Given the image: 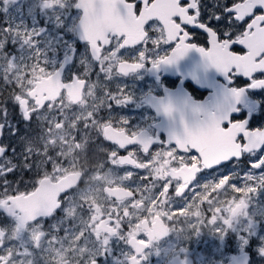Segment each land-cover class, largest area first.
Listing matches in <instances>:
<instances>
[{
	"label": "flooded vegetation",
	"instance_id": "flooded-vegetation-1",
	"mask_svg": "<svg viewBox=\"0 0 264 264\" xmlns=\"http://www.w3.org/2000/svg\"><path fill=\"white\" fill-rule=\"evenodd\" d=\"M231 3L233 0H201L200 19L209 22L220 38L225 32L238 34L249 47L248 62L255 66V58L264 52V29L240 33L246 26L244 22L229 19L221 7ZM118 4L119 0H101L88 10L79 0H18L16 6H22L29 26L30 8L37 25L53 34L54 21H43L49 17L61 21L69 45L64 50L66 58L60 61L63 68L50 66L37 55L38 50L29 48H25V58L20 59L24 45L20 43L23 37L19 30L0 29V108L7 109L10 125L0 130V146L8 148L6 156L17 164L13 172L0 177V192L5 179L11 185L6 194L0 193V208L4 209L0 211V254L5 246L15 243L19 248L25 247L23 237L30 235L34 241L29 247L34 251L45 247L47 253L33 264H96L100 256L98 264H154L155 260L159 264L166 248L187 246L188 242L198 243V260H206V264H264L258 237L253 235L240 242L239 238L246 234L239 232L238 222L247 207L244 201L234 202V192L245 181L246 171L257 170L251 169L250 161L264 152L257 153V157L245 155L239 161L224 162L197 176L196 165L206 166L212 157L205 156L204 161L191 164L189 158L181 161L177 157L176 168L166 157L167 152L175 151L169 146H175L173 135L183 139L186 127L195 130L225 114L238 121L246 120L252 129H264V88H251L244 76L229 77L212 66L197 51V47H210L207 33L191 26L186 28L188 42L195 46L172 64L161 62L153 68L151 59L159 60L169 54L172 46L161 45L155 54L149 43L126 47L118 53L119 57L105 53L108 59L99 69L97 57L90 56L80 39L86 26L80 27V34L76 28L82 17H88V21L92 19L87 25L94 33L106 32L105 12L115 10ZM213 14L221 19L208 21ZM3 26L4 18L0 16V27ZM150 35L155 38L158 34ZM227 43L215 44L214 50L226 52ZM145 47L149 52L143 67L129 66L127 74L117 70L122 60L137 62ZM240 49L239 45L233 46L234 51ZM81 59L83 63L79 62ZM260 63L264 64V57ZM39 70L38 78L32 76ZM61 71L65 81L74 74L79 78L70 84L62 83L58 74ZM254 78L264 79V73H257ZM45 81L48 90L44 92L42 87L35 91ZM233 88L243 90L239 102L231 95ZM121 92L131 99L115 105L116 100L122 99ZM17 96L29 101L31 120L22 118L14 102ZM167 103L173 107L171 116L161 108ZM3 121L4 116L0 115V122ZM110 140L126 147L119 149ZM145 140L151 141L150 145L142 143ZM145 147H150L148 154L143 153ZM114 150L119 155L133 152L143 169L127 165L129 157L117 156ZM148 160L150 163L144 164ZM174 172L189 179L195 176V180L187 189L184 183L176 189L173 181L166 192L165 182ZM225 175L234 178L221 183L220 178ZM230 201L234 204H228ZM119 207H123L122 214L118 213ZM34 215L41 217L30 221ZM182 226L187 236L182 237ZM200 230L206 235H197ZM65 233H72L69 243L63 240ZM50 247L59 251L53 261H49ZM207 247L202 254L201 248ZM155 248L157 254H151ZM182 256L174 254L162 264H197L196 253L195 257Z\"/></svg>",
	"mask_w": 264,
	"mask_h": 264
},
{
	"label": "snow or ice",
	"instance_id": "snow-or-ice-1",
	"mask_svg": "<svg viewBox=\"0 0 264 264\" xmlns=\"http://www.w3.org/2000/svg\"><path fill=\"white\" fill-rule=\"evenodd\" d=\"M18 0H0V16L4 18V26L0 29L7 30L10 27L19 30V34L23 39L20 41L24 47L20 48V59L25 58V48L32 50H39L43 45V50L40 52L44 62H47L50 66L63 68L60 63L62 59H65L64 50L68 49L69 45L64 39V31L61 30V21L56 20L54 17H49L43 23L49 24L52 22V28L55 29L54 34L41 28L35 22V15L30 8L27 12V16L31 17V25L29 26L25 12L21 7H17ZM223 11L229 19L235 22H244L246 25L240 33H252L258 28L264 29V0H233L230 5L224 6ZM77 12H82L81 9H76ZM260 14H257V13ZM17 15L19 19H17ZM201 0H119L118 6L115 10L107 9L105 12V25L107 27L106 32H93V29L86 25V33L80 39L86 45L90 56H96L95 62L98 63L99 69L103 63H105L108 57L104 56L105 53H110L114 57H119L118 53L126 47L135 45H149L152 46V52L158 53L161 45H171V52L166 54L159 60L151 59L153 68H156L160 63L172 64L189 50L194 47L189 41V32L187 27H195L203 30L207 33L208 43L210 47H197L204 57L208 59L212 66H215L218 71L232 77L233 75H242L247 78L250 83L248 86L251 88L259 89L264 88V79L254 78L257 73H264V64H261V57H264V52L260 53L255 58V66L248 62L247 54L249 47L242 38H238V34L225 32L224 38H220L216 30L210 26L209 22L201 21ZM62 19V18H61ZM221 19L220 15L213 14L208 18V21ZM150 32L157 33L155 38L150 35ZM161 32L163 34L161 35ZM32 41V43H29ZM91 41V43H89ZM223 41H228L226 52H217L214 50L215 44H220ZM234 45L241 46L240 50H233ZM149 52V48L145 47L139 52L137 62L124 63L121 61V65L117 66V70L123 74H127V69L140 68L148 60L146 53ZM28 56H31V51L28 52ZM100 57H104L100 59ZM76 59V57H73ZM84 59L79 62L83 63ZM51 70V68H50ZM111 71V66H109ZM61 75L62 83H71L73 79H78L79 75H73L70 81L63 79V71L58 73ZM122 99L116 100L115 105H123L128 102L131 97L129 95H123L120 93ZM232 97L239 102L240 97L243 95V90L239 88H233L231 91ZM15 104L18 106L19 111L22 114V118L25 121L32 119L31 106L26 98L15 97ZM35 103V98L31 101ZM111 104V103H110ZM162 111L165 115L171 116L173 107L171 103L162 104ZM232 111H237L233 108ZM7 109L0 108V115L4 116V121L0 122V130H3L6 125L10 126L7 121ZM122 123L126 124L125 121ZM13 135L15 131L13 130ZM175 141V146H170V149H175L174 152H167L166 157H170L168 163L173 167H177L176 158L181 161L185 157L189 158L188 163L192 161H204L205 156L212 157L210 163L206 166L197 164L194 170L195 176L204 170H211L216 166L222 165L224 162L236 160L239 161L243 156L257 157V153L264 152V129H252L247 126L246 120L238 121L234 119V116L225 114L220 119H215L211 123L204 127H198L195 130H189L185 128L184 138L181 139L178 135L171 137ZM112 144L113 141H109ZM147 145H150L151 141H142ZM128 143L127 145H132ZM119 149H124L125 144H114ZM195 150L196 154H193ZM8 148L6 146H0V157H3V162H0V177H5L8 173L13 172L17 168V164L13 163L12 159L6 156ZM15 152V149H12ZM117 156H127L129 160L127 165L134 166L136 169H143L137 159L134 158L133 152H128L127 155H119L117 150H114ZM150 147H145L143 153L148 154ZM157 152V151H156ZM179 152V154H178ZM218 153H224L223 155H217ZM28 159L27 156L24 157ZM150 161L144 162L149 164ZM251 169H264V156L258 157L256 160L250 161ZM182 167V165H181ZM195 176L189 179L187 176L179 175L174 172L169 175L166 180V192H168L169 185L173 181L176 182V189L179 184L184 183L187 186L192 184L195 180ZM228 175L220 178L221 180L227 179L230 181ZM246 180H259L264 183V171H260L259 174L249 171L245 173ZM11 185L4 180V190L0 193H7ZM175 189V190H176ZM162 191H165L163 187ZM185 191V190H184ZM0 203H3L0 198ZM0 211L4 212L3 208ZM12 210L9 209V213ZM264 212V209H261ZM110 243V241H106ZM136 251H139L137 248ZM12 250L3 249V254H0V264H13ZM260 253L264 254V247L260 249ZM21 253H16L20 255ZM101 257V256H100ZM96 264H98V258Z\"/></svg>",
	"mask_w": 264,
	"mask_h": 264
},
{
	"label": "rangeland",
	"instance_id": "rangeland-1",
	"mask_svg": "<svg viewBox=\"0 0 264 264\" xmlns=\"http://www.w3.org/2000/svg\"><path fill=\"white\" fill-rule=\"evenodd\" d=\"M41 51L42 50L40 48L37 52V55H39ZM40 75H41V71L39 70L38 72H35L32 76L38 78ZM43 144H45V140L43 141ZM262 156H264V153L262 154ZM251 171L259 174L258 170H251ZM261 171H264V169H261ZM224 181L225 180L221 181V183H224ZM234 195L236 197V200L234 201L235 203L241 200L245 202L246 207H247V209L242 212V217L240 218L238 222V226L241 228L239 232L246 234L245 237L239 238L240 242L244 243L245 241H248L253 235H255L256 237H258L259 241L261 242V244L259 245H261V247H264L263 246L264 245V212H261V209H264V183H261L259 180H246L245 179L244 182H241V187L235 190ZM234 202L230 201L228 204L233 205ZM118 213L120 214L123 213V207H119ZM71 234L72 233H65L63 240L69 243L70 240H67V239ZM181 235L182 237L183 235L187 236V233H184L183 226H182ZM197 235L202 237L206 235V232L203 230H200L199 234L197 232ZM15 237H16V234H14L13 239H11V241H13ZM33 241L34 240L32 239V237L28 235V236L23 237V243L25 247L19 248L17 243H15V245L5 246L6 250L9 248L12 250L11 255L13 256V264H33L38 259H42V257L47 255L45 247H42L38 251H34V249L29 247V245H32ZM197 244L198 243L190 245V242H188L187 246L182 244V246L178 248L168 247L171 249L170 252H169V249L166 248L165 256L163 260H160L159 264L168 262L169 257L174 254L183 255L182 257L191 256V255L195 257V253L197 257V264H201L204 261L206 264V260H198L201 254H200V251L197 250V246H196ZM57 246L59 247L58 249L61 248L60 244ZM58 249L55 250V249H52V247H50V260L49 261H53L57 257L59 253ZM156 249L157 248H155V251L152 250L151 254L153 253L157 254ZM206 250H208V247L201 248V253L205 254ZM16 253H21V254L16 255ZM148 261L149 260H144V263ZM158 261L159 260H155L154 264H156Z\"/></svg>",
	"mask_w": 264,
	"mask_h": 264
},
{
	"label": "water",
	"instance_id": "water-1",
	"mask_svg": "<svg viewBox=\"0 0 264 264\" xmlns=\"http://www.w3.org/2000/svg\"><path fill=\"white\" fill-rule=\"evenodd\" d=\"M98 1H101V0H79V2H81L82 3V7H85V8H87L88 10H90V9H94V4L96 3V2H98ZM104 1V0H103ZM78 7V6H77ZM92 19V18H91ZM90 19V20H91ZM89 20V21H90ZM88 17H82V19L80 20V22L78 23V25H77V28H76V32H77V34H80V31H79V29H80V27H83V26H86L87 24H88ZM46 84V81L45 82H43V83H41V84H39L38 86H37V88L35 89V91H37V90H39V89H41L42 87V89H43V91L44 92H46L48 89H47V86L45 85ZM44 85H45V87H44ZM49 92V91H48ZM49 99V97L48 98H45L44 100H48ZM14 200V199H13ZM13 200H11V201H13ZM7 210H9V209H7ZM7 213H8V211H7ZM7 215V214H6ZM41 216L40 215H34L33 217H31L29 220L30 221H32V220H35V219H38V218H40ZM0 239H1V233H0Z\"/></svg>",
	"mask_w": 264,
	"mask_h": 264
}]
</instances>
